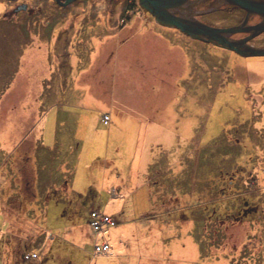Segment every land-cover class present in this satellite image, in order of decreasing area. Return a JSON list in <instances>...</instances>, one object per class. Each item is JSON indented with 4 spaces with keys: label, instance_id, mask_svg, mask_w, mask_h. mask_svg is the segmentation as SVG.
I'll return each instance as SVG.
<instances>
[{
    "label": "rangeland",
    "instance_id": "1",
    "mask_svg": "<svg viewBox=\"0 0 264 264\" xmlns=\"http://www.w3.org/2000/svg\"><path fill=\"white\" fill-rule=\"evenodd\" d=\"M200 4L173 12L261 20L226 0L181 9ZM0 249L2 264H264V56L139 0H0Z\"/></svg>",
    "mask_w": 264,
    "mask_h": 264
},
{
    "label": "water",
    "instance_id": "2",
    "mask_svg": "<svg viewBox=\"0 0 264 264\" xmlns=\"http://www.w3.org/2000/svg\"><path fill=\"white\" fill-rule=\"evenodd\" d=\"M61 5L67 6L74 0H57ZM183 1L187 0H140L141 6L148 12H151L155 15L157 18V21L160 24H163L165 26H171V27H178L180 30H182L184 33H187L191 35L193 38H199L204 41H206L208 38H206L208 35H213V40H215L214 36L216 37V40L225 48L230 49H236L241 50V48H245L246 41L249 40V38H253L260 33L264 32V25H260L259 27L254 28H246L244 27L246 22L243 24L244 26L237 27V30H247V31H253L255 32L254 35H252L249 38H246L245 41H238V42H228V39L226 36H230V34L233 31V28L226 29V30H219V29H211L208 26H204L201 24H198L196 22L190 21L186 18L177 17L175 16L170 9H173L175 6L170 5L171 3L177 2L178 4H182ZM230 4L237 5L242 7L243 9H247L249 12H256L260 14H264V4L258 5V4H251V0H226ZM226 33V36H223ZM223 34V35H222ZM212 39V38H211ZM210 40V39H209ZM211 41V40H210ZM215 41V42H217ZM239 47V49H237ZM242 52V51H241ZM248 53V54H247ZM264 54L262 50H257L254 47H247L245 51L242 52V54L247 55H261Z\"/></svg>",
    "mask_w": 264,
    "mask_h": 264
},
{
    "label": "bare ground",
    "instance_id": "3",
    "mask_svg": "<svg viewBox=\"0 0 264 264\" xmlns=\"http://www.w3.org/2000/svg\"><path fill=\"white\" fill-rule=\"evenodd\" d=\"M74 1H76V0H74ZM73 1V2H74ZM140 1V0H139ZM187 1H189V0H187ZM187 1H183L182 2V4L180 5V4H178L177 2H173V3H171L170 5H174L175 7L173 8V9H170V11L175 15V13L173 12V10L174 9H178V8H183L184 7V4H185V2H187ZM252 1V3L251 4H258V5H262V4H264V0H251ZM56 2H58L57 0H56ZM73 2H71L70 4H68L67 6H69V5H71ZM59 3V2H58ZM60 4V3H59ZM140 5H141V3H140ZM242 8V7H241ZM146 11V10H145ZM258 14H260V13H258ZM262 15V14H261ZM175 16H177V15H175ZM263 16H264V14H263ZM177 17H182V18H186V19H188V20H190V21H193V22H196V23H198V24H201V25H204V26H207V25H205V24H203L202 22H200V21H198V20H196V19H194V18H191V17H183V16H177ZM264 25V21L263 22H261V23H259L258 25H256V26H254V27H259L260 25ZM169 28H174V29H180V28H176V27H171V26H168ZM209 28H211V29H219V30H226V29H230V28H215V27H211V26H208ZM237 27H239V26H237ZM237 27H233V31H232V33L231 34H234V33H237V32H240V31H242L241 29H239V30H237ZM254 27H252V28H254ZM254 33L255 32H253L252 31V35H254ZM185 34H187V33H185ZM224 34V35H223ZM222 35L223 36H226L227 34L226 33H223ZM230 34V35H231ZM261 34V33H260ZM187 35H189V34H187ZM251 35V36H252ZM189 36H191V35H189ZM192 37V36H191ZM206 38H208L207 40H206V42H212V43H214V44H216V45H220V46H222V47H224L223 46V44L221 43H219L217 40H216V37L214 36V38H215V40H213V35H208ZM212 38V39H211ZM226 38L228 39V42L229 43H231V42H233V41H230L229 40V38H228V36H226ZM196 39H199V38H196ZM211 41H210V40ZM200 40H202V39H200ZM246 40V39H245ZM244 40V41H245ZM204 41V40H203ZM215 41H217V42H215ZM246 43V47L245 48H241V50L239 51V50H236V49H231V50H234V51H236V52H238V53H240L242 56H245V57H251L252 55H247V54H242V52L243 51H245L246 50V48L247 47H252V46H250V45H248L247 44V41L245 42ZM225 48V47H224ZM228 49H230V48H228ZM237 49H239V47H237ZM257 50H262L263 52H264V48L262 49V48H256ZM242 51V52H241ZM258 56H264V54L262 53L261 55H258Z\"/></svg>",
    "mask_w": 264,
    "mask_h": 264
},
{
    "label": "flooded vegetation",
    "instance_id": "4",
    "mask_svg": "<svg viewBox=\"0 0 264 264\" xmlns=\"http://www.w3.org/2000/svg\"><path fill=\"white\" fill-rule=\"evenodd\" d=\"M204 1V0H203ZM224 4H226V2H224ZM235 7V6H234ZM191 8V9H190ZM195 8H197V10L195 9ZM235 8H237L239 11H241V13L242 12H244V10L242 9V8H239V7H235ZM187 9H190V11L188 10L187 11ZM187 9H179V11H177V10H175L177 13H179V14H184V15H192V16H195V15H204V14H206V13H208V12H210V8H207V9H203L202 7H201V4L200 5H197V6H191V7H188ZM191 13V14H190ZM252 17H255L256 19H257V17H259V18H261V20H260V22H254V23H252V24H250V25H258L259 23H261L262 21H264V16L263 15H261V14H258V13H255V14H253V16ZM259 20V19H258ZM260 35H262V34H260ZM260 35H258V36H260ZM260 48H264V47H260Z\"/></svg>",
    "mask_w": 264,
    "mask_h": 264
},
{
    "label": "built area",
    "instance_id": "5",
    "mask_svg": "<svg viewBox=\"0 0 264 264\" xmlns=\"http://www.w3.org/2000/svg\"><path fill=\"white\" fill-rule=\"evenodd\" d=\"M95 230H103V228L105 227H111L112 225H92ZM111 246H110V243L109 242H105L103 244H100V245H96L95 246V252L97 254H105V253H108L110 250H111Z\"/></svg>",
    "mask_w": 264,
    "mask_h": 264
},
{
    "label": "crops",
    "instance_id": "6",
    "mask_svg": "<svg viewBox=\"0 0 264 264\" xmlns=\"http://www.w3.org/2000/svg\"><path fill=\"white\" fill-rule=\"evenodd\" d=\"M2 244H3L4 249L6 248V250L11 247L10 246L11 245L10 240L6 242V238L4 239V236L2 237ZM2 257L5 258V256L3 255L2 249H0V264H2V262H1L2 261ZM10 262L11 261H6L5 264H10Z\"/></svg>",
    "mask_w": 264,
    "mask_h": 264
},
{
    "label": "trees",
    "instance_id": "7",
    "mask_svg": "<svg viewBox=\"0 0 264 264\" xmlns=\"http://www.w3.org/2000/svg\"><path fill=\"white\" fill-rule=\"evenodd\" d=\"M114 226V225H113Z\"/></svg>",
    "mask_w": 264,
    "mask_h": 264
}]
</instances>
